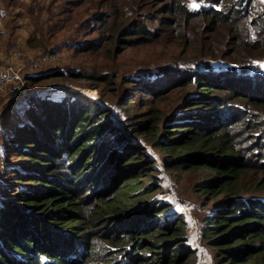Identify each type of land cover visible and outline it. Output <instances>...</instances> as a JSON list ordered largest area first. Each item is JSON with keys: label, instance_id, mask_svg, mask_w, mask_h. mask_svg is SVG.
I'll list each match as a JSON object with an SVG mask.
<instances>
[{"label": "trees", "instance_id": "1", "mask_svg": "<svg viewBox=\"0 0 264 264\" xmlns=\"http://www.w3.org/2000/svg\"><path fill=\"white\" fill-rule=\"evenodd\" d=\"M91 1L101 9L88 20L98 37L80 49L104 43L115 56L168 37L180 49L137 74L82 70L76 79L133 84L149 96L144 103L162 101L173 87L191 91L176 112L149 106L126 134L109 108L80 90L32 98L28 118L6 145L19 163L11 164L13 192L0 198V264H195L185 217L148 197L160 188L148 143L165 153L166 170L197 174L203 204L215 202L198 234L215 264H264L261 1ZM243 21L256 32L245 34Z\"/></svg>", "mask_w": 264, "mask_h": 264}, {"label": "rangeland", "instance_id": "2", "mask_svg": "<svg viewBox=\"0 0 264 264\" xmlns=\"http://www.w3.org/2000/svg\"><path fill=\"white\" fill-rule=\"evenodd\" d=\"M260 1L264 9V0ZM190 4L195 5V0H190ZM99 10L91 0L80 5L69 0H0V198L11 194L12 181L18 180L11 164L17 165L19 157H9L6 145L28 118L26 109L34 105L32 98L39 100L49 96L61 99L80 90L88 99L109 108L122 134L131 131L129 124L141 122L149 106L169 113L182 107L179 102L190 88L173 87L162 101L144 103L141 98L149 96L146 93L141 95L133 84L111 88L99 79L75 78L74 73L82 70H116L120 76H130L157 66L180 49L172 37L157 43L126 47L115 56L109 55L104 43L95 49H80L82 44L94 42L98 37L97 27L88 20ZM259 26L264 29V20ZM243 31L245 34L256 32L247 26L246 21H243ZM59 71H63V75ZM53 73L35 83L30 80V77ZM92 89L97 91L98 97L88 93ZM119 94L121 102H118ZM129 135L143 143L146 142L144 139L147 140L144 134L130 132ZM145 148L154 160L153 166L158 171L156 181L160 184V188L148 197L169 203V213L185 217L191 242L197 248L198 261L195 264H215L213 249L198 238L202 219L213 209L215 202L202 203V196L195 191L197 174L166 170L162 162L165 153L152 148L149 143ZM139 160L143 162L145 159L141 157Z\"/></svg>", "mask_w": 264, "mask_h": 264}, {"label": "bare ground", "instance_id": "3", "mask_svg": "<svg viewBox=\"0 0 264 264\" xmlns=\"http://www.w3.org/2000/svg\"><path fill=\"white\" fill-rule=\"evenodd\" d=\"M73 88H75V87H73ZM88 93H89L91 96H97V97H98V95H97V91H96L95 89L88 90ZM94 98H95V97H94Z\"/></svg>", "mask_w": 264, "mask_h": 264}]
</instances>
